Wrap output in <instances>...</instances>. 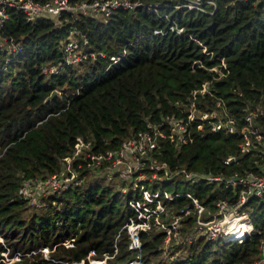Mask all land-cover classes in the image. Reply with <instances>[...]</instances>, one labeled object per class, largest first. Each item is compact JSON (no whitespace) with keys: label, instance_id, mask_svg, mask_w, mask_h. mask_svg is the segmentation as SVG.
<instances>
[{"label":"trees","instance_id":"obj_1","mask_svg":"<svg viewBox=\"0 0 264 264\" xmlns=\"http://www.w3.org/2000/svg\"><path fill=\"white\" fill-rule=\"evenodd\" d=\"M159 9L168 12L183 32L154 33L156 28L167 30L169 22L141 6L119 8L107 17L74 19L62 12L33 21L9 8L0 28V258L5 252L11 257L17 250L42 247L52 250L49 255L54 260L78 261L91 250L94 257L102 258L114 254V243L118 250L111 263L135 258L137 251L128 248L125 229L116 240L126 217L133 213L126 202L131 191L115 188L117 182L111 185L116 178L127 182L116 171L87 170L80 175L82 185L68 182L65 188L38 194L39 202L45 203L42 213L21 196L25 182L59 171L63 157L72 154L79 138L90 140L86 151L105 152L163 117H185L190 107L196 112L209 110L217 100L240 122L246 111L261 110L254 123L264 130V2L218 0L211 13L182 7ZM74 27L79 30L77 38L88 37L87 49L94 55L64 65L57 75L45 74L46 65L63 60L61 46L74 36ZM14 43L20 49L12 52ZM126 44V54L105 71L109 57L120 55ZM204 82L207 90L193 96L191 92ZM53 89L59 94L46 99ZM187 127L186 142L175 145L162 139L156 150L171 168L178 164L229 174L264 164L261 157L247 152L237 164L227 165L224 158L238 149V134L212 132L198 117ZM84 155L83 151L76 160L84 162ZM88 177L92 178L89 183ZM161 185L173 189L170 181ZM193 190L206 203L222 193L205 183L195 184ZM232 193L226 187L222 195L230 198ZM184 202L183 198L168 201L172 207ZM242 209L250 214L254 227L242 242L194 236L189 217L167 253L161 249L162 230L141 232L142 264H258L264 200L250 198ZM67 240L73 244H63ZM0 264L8 263L2 259ZM13 264L64 263L38 252Z\"/></svg>","mask_w":264,"mask_h":264},{"label":"built area","instance_id":"obj_2","mask_svg":"<svg viewBox=\"0 0 264 264\" xmlns=\"http://www.w3.org/2000/svg\"><path fill=\"white\" fill-rule=\"evenodd\" d=\"M233 2L235 0H227ZM263 1L264 0H260ZM218 0H174L173 2H145L141 0H0V28L3 27L9 17V8L20 10L24 13L26 20L33 21L41 16H60L62 12H69L74 19L79 16L107 17L114 10L119 8L130 10L137 6L145 7L159 17L166 18L167 30L162 28L154 29V33H165L168 30L177 33L183 32V27L178 25L168 12L159 8H186L199 12L211 13L217 7ZM74 36L61 46L63 60L57 64H49L43 68V72L49 75H57L64 65L77 64L81 60L94 55L88 51V37L81 39L75 35L79 30L72 29ZM124 45L120 55L110 56V65L118 63L126 54ZM20 49L19 44H12L10 50L15 52ZM102 57L104 53H100ZM221 64L225 65L223 59ZM214 68V67H213ZM207 90V82H204L198 89L193 90V96L197 92ZM263 114L259 109L246 111L242 120L231 113L221 100L216 101V106L205 111L196 112L190 107L184 116L163 117L161 122L148 125L147 129L138 130L127 140L123 141L117 148L105 152H92L86 149L90 140L79 138L74 144L71 155L63 157L64 164L59 171L52 173L44 179H32L25 182L21 187V196L30 199L33 193H44L48 189L58 190L65 188L70 182L75 186L82 185L87 170L103 169L104 172L114 170L127 180L128 185L122 191H131L132 197L127 198V205L132 209V214L126 217L125 222L116 234V240L120 232L125 229L128 235V248L137 251L135 258L121 263H111L109 259L117 252V244L114 243V254L105 255L102 258L94 257L91 250L85 258L80 260L62 261L50 257L48 247L31 249L28 251L17 250L11 256L12 260H20L23 256H31L38 252H44L46 259L64 264H131L141 262V232H149L152 229L162 230L164 233L161 249L168 252L170 247L179 239L182 223L185 219L191 218L192 226L189 229L194 236L203 235L206 240L221 239L222 241L234 240L242 242L253 232V223L250 214L242 209L250 198L264 200V164H260L256 170L245 172L234 171L233 173H211L188 169L184 165H176L171 168L157 156L156 150L160 147V140H168L180 145L187 141L188 127L195 117L201 118L209 125L212 132L223 134H238L240 136L239 146L235 153L224 158L227 165L238 162L239 157L247 152L264 160V130L256 126L254 119L256 114ZM85 152L84 162L78 159L79 154ZM74 161L77 162L76 166ZM163 181H170L173 191L167 186L161 185ZM189 187L188 190L178 191L177 183ZM205 183L213 185L222 193L211 203L203 200L194 193L195 184ZM124 187V186H123ZM230 187L233 190L232 196L222 195L224 188ZM192 188V189H191ZM39 194V193H38ZM37 194V195H38ZM183 198L184 203L172 207L168 201ZM233 226V227H232ZM63 244L71 246V240ZM259 258L258 264H264V233L261 234L258 242ZM6 253V252H5ZM4 253V255H5ZM172 258V257H171Z\"/></svg>","mask_w":264,"mask_h":264},{"label":"rangeland","instance_id":"obj_3","mask_svg":"<svg viewBox=\"0 0 264 264\" xmlns=\"http://www.w3.org/2000/svg\"><path fill=\"white\" fill-rule=\"evenodd\" d=\"M1 45L3 44V43H0ZM59 92L60 91H58V93L57 94H59ZM56 94V95H57ZM92 180V178L91 177H88L87 178V180H85V181H87V183H89L90 181ZM116 181H113V183H111V185H114L116 182H117V184H116V186H114L115 188H119V190L120 189H123V188H126L127 186H125V185H128V183L125 181H121L122 182V184H121V182H119L120 181V179H118V178H116L115 179ZM85 183V182H84ZM87 183H86V185H87ZM124 187H123V186ZM193 189H194V187H192ZM191 188V189H192ZM189 189V187H187V186H183V185H180L179 186V188H178V191L179 192H182L183 190H188ZM173 191V189L172 188H170L169 187V191ZM194 191V190H193ZM40 194V192H37V193H32L29 197H30V199H26V203L27 204H29V205H34L35 207H37L36 209L38 210V213L40 212V213H42V211H45V210H42L43 209V205H45V203H42L41 201L39 202V196L37 195V194ZM125 196V195H124ZM123 196V197H124ZM123 197H122V199H123ZM0 239L2 240V238L0 237ZM21 251H25V250H21ZM52 250H50V249H48V252H47V254H49L50 252H51ZM42 255H43V257H44V252H40ZM141 253V257L143 256L142 254V252H140ZM93 255V254H92ZM26 257H27V255H26ZM2 259H3V261H5L6 263H8V264H13V263H15V262H19L20 260H17V259H14V260H12V258L9 256V254H7V252L5 253V255L2 257V258H0V261H2ZM167 259V258H166ZM155 261L157 260V258H155L154 259ZM167 261V260H166ZM253 263H255L254 261H253ZM154 264H155V262H154Z\"/></svg>","mask_w":264,"mask_h":264},{"label":"water","instance_id":"obj_4","mask_svg":"<svg viewBox=\"0 0 264 264\" xmlns=\"http://www.w3.org/2000/svg\"><path fill=\"white\" fill-rule=\"evenodd\" d=\"M58 93L57 89H53L51 93L46 97V99H51L53 96H55Z\"/></svg>","mask_w":264,"mask_h":264},{"label":"bare ground","instance_id":"obj_5","mask_svg":"<svg viewBox=\"0 0 264 264\" xmlns=\"http://www.w3.org/2000/svg\"><path fill=\"white\" fill-rule=\"evenodd\" d=\"M233 227V226H232ZM131 264H137L136 262H133V263H131Z\"/></svg>","mask_w":264,"mask_h":264}]
</instances>
